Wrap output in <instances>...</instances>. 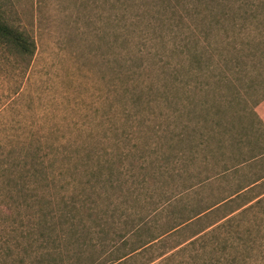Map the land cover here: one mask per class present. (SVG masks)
<instances>
[{"label":"rangeland","instance_id":"obj_1","mask_svg":"<svg viewBox=\"0 0 264 264\" xmlns=\"http://www.w3.org/2000/svg\"><path fill=\"white\" fill-rule=\"evenodd\" d=\"M0 18L35 42L0 49V264H264V203H222L264 173V0Z\"/></svg>","mask_w":264,"mask_h":264},{"label":"trees","instance_id":"obj_2","mask_svg":"<svg viewBox=\"0 0 264 264\" xmlns=\"http://www.w3.org/2000/svg\"><path fill=\"white\" fill-rule=\"evenodd\" d=\"M0 47V49H6L8 53L20 56L22 59H27L32 55L35 49V42L33 38L28 36L25 32L0 18ZM261 181H264V173L250 180L248 184L238 187L232 193L234 194L233 196L222 202L225 203L233 197V199L242 197L241 201L227 214L234 213L226 217L223 222L230 221L231 219H235L238 216L243 215L244 212H246L247 209L252 208V206L264 203V189L254 190ZM245 204L247 205L244 206Z\"/></svg>","mask_w":264,"mask_h":264}]
</instances>
